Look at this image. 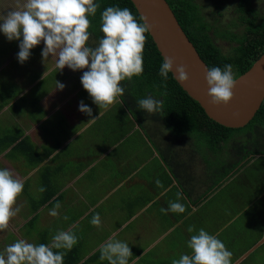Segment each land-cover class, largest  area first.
Listing matches in <instances>:
<instances>
[{"label":"crops","instance_id":"obj_1","mask_svg":"<svg viewBox=\"0 0 264 264\" xmlns=\"http://www.w3.org/2000/svg\"><path fill=\"white\" fill-rule=\"evenodd\" d=\"M90 37L92 36L90 35ZM21 40L9 41L0 32V80L6 82L7 85V87L5 85L0 86V123H3L0 127L6 125L5 128H7L15 124L21 132L14 134V132H7L2 129L3 127L0 128V168H8L16 177L24 181L23 192L14 206L20 208V214L17 213L9 224V226L11 225V235L14 234L13 237L19 239L24 237V240L36 245L41 244L42 239H45L47 244H50L52 237L58 231L73 230L75 225L72 224L62 226L57 230H51V227L55 222L59 224L63 212L76 204L78 200L84 199L85 194L89 193V188L98 191L97 194L100 195L101 202L108 200L110 203H114L115 208L111 209L113 210L111 214L107 212V216L100 214L101 225L96 227L90 221L94 215L92 213L99 205H96V208L87 206L85 199L87 207L84 208L79 218L88 221V225H86L88 234L93 237L95 236L94 232L99 231L101 238L87 255H81L79 245L81 241H78L70 251L66 250L65 255L77 249L78 252L76 251V255H74L76 259L74 264H108L107 260H100L99 247L113 234H115L116 239L127 244L144 240L143 237L145 238L146 234L152 235V237L145 239L151 241L150 247L145 248V253L152 247L162 244L166 236L172 235L176 231L184 234L185 237L187 236L185 239L188 241L190 235L197 234L200 229H204L223 241L225 237L221 236L222 232L241 213H246L250 205L242 206V212L239 214L238 211H235L233 214L228 213V215L222 216L217 223L207 221L210 214L211 198L209 192L221 183V175L213 167L217 174L215 178L217 180L214 183V179L212 185L209 184L213 174L209 171L208 161L212 159L214 154L205 155L195 147V138L188 134H174L164 125L161 127V124L154 122V114H148L134 107L132 102L126 98L123 100L118 98L117 102L111 105L107 111L116 107L124 115H130L128 117L130 122L125 124L122 120L120 125L106 134L111 126L108 122L104 128L103 138L99 142L93 141L92 136L88 135L89 143L86 142V149H93V154L88 151L84 153L80 150V153L77 149L71 150L68 146L76 142L79 136H86V130L89 129L91 132L93 126L107 112L100 113L94 123H88L90 119L80 122L84 115L79 111L83 101L79 93L83 86L81 82H73V79L81 77L76 76L69 81L72 72L76 74V71H68L67 66H65L62 70L66 75L57 76L55 85L48 88L55 91H43V84L44 82L46 84V79L58 70L55 66V59L51 54L46 60L42 58L41 52L44 43L41 41L39 45L30 50L29 58L20 63L18 52ZM89 47L93 46L89 44ZM28 69H31L32 72L25 71ZM26 73L29 74L30 78L26 77ZM56 82L63 84L64 88L62 90L56 88ZM60 113L64 115L65 123L72 127V130L68 136H63L64 139L61 141L60 136L56 137V144H54V141L52 142L45 137V133L48 131L46 126H49L51 120ZM134 114L137 116L136 118H134ZM44 128L46 132L43 133ZM135 131L140 132V138L136 139L135 142L133 141V146L130 140V155L128 157L114 156V162H116L114 171L105 169L107 172L99 178L97 186L94 183L81 181L75 187L76 183L80 179H84L86 174L95 173L98 166L96 165L97 160L107 154L111 155L123 143L124 139H130ZM165 131H168L170 136L165 134ZM148 136L155 139L154 142L157 147L154 144L151 145ZM184 136L191 142L185 143L179 140L178 137ZM243 141L241 140V142ZM134 145L138 148L135 149ZM110 155L107 156V160ZM236 156L234 152L231 158H235L237 161ZM261 156L262 154H258L253 157L259 159ZM217 158L219 161L222 159L229 161L230 159L227 153L226 155L219 153ZM232 159L228 163L232 162ZM118 162L120 163L117 164ZM36 166L39 167L36 168ZM41 166L43 173L40 174L39 178H41V184L45 188L42 194L43 197L47 196L48 200L45 201L42 197L37 204L28 199V194ZM66 166L69 171H63ZM59 178H63L61 183H54L55 179L58 180ZM156 181H160L163 186H157ZM33 187H36V184ZM69 189H71L70 193H68ZM177 192L182 193V197L178 201ZM253 197L256 205L254 217L257 228L252 231L251 242L245 245V248L242 252L240 251L232 264H244L256 251L264 248V192L256 193ZM128 199L130 202L125 205L123 202ZM170 201L182 203L185 206V212L162 213L160 209H167ZM57 202L61 205L58 209V215L52 219H47L49 215L45 211H50ZM251 206L254 207V204ZM39 209L40 211H38ZM38 214H41L40 219ZM114 217H116L115 221L112 220ZM38 219L41 224H34ZM195 219L204 225L189 233L187 229L189 226H194ZM163 220L168 224L166 228L161 227L164 224ZM32 221H34L33 225L30 224ZM137 222L135 227L128 230L123 237H119L125 233L126 228ZM29 225H32V228L36 227L34 233L25 232L26 234L23 235L22 231L25 226ZM230 241V237L225 241L227 247H230ZM174 243L173 241L167 243V254L158 255V257L171 259L163 261L162 258H158L162 260L158 264H171L173 259H179L181 255H190V249L184 252L182 248L180 251V249L178 250L180 245ZM143 252L144 250L139 249L137 253L132 254L129 258V264H135L142 258L145 254H142Z\"/></svg>","mask_w":264,"mask_h":264},{"label":"clouds","instance_id":"obj_2","mask_svg":"<svg viewBox=\"0 0 264 264\" xmlns=\"http://www.w3.org/2000/svg\"><path fill=\"white\" fill-rule=\"evenodd\" d=\"M98 8L99 4L94 0H0V32L9 41L21 40L22 36L18 52L20 63L26 61L30 50L43 41L41 56L46 60L51 54L57 69L62 70L65 66L73 71L88 68L80 80L83 89L99 109L108 110L118 97L124 95L121 82L142 75L146 33L151 31V26L144 16L137 20L128 8L109 6L100 17L102 38L98 46L89 47V17L94 16ZM173 65L171 57L164 58L159 68V76L163 80L168 79ZM232 69L231 64L206 69L210 104L226 106L233 99L237 79ZM175 72V79L187 82L188 75L183 65L176 67ZM56 88L62 90L64 85L56 82ZM160 95L167 93L161 92ZM137 106L148 114H158L163 111L164 101L149 95L138 100ZM79 111L92 115V109L83 102ZM97 119H90L88 123ZM156 183L163 186L160 181ZM23 189L22 179L8 168H0V231L7 230L12 218L20 211L14 206ZM38 191L43 193L45 188L40 187ZM176 195L178 201L182 193L177 192ZM60 206L59 202L55 203L49 215L56 217ZM185 210L182 203L171 201L167 209H160L162 213H184ZM90 223L96 227L101 225L98 213L92 216ZM187 231L192 233L194 226H189ZM77 242L78 237L71 230L58 231L50 244L36 245L20 239L0 253V264H63L66 250L70 251ZM187 248L191 254L181 255L171 264H232L231 251L217 236L204 229L191 235ZM99 252L100 260H107L108 264H129L132 256L128 244L116 239L115 234L100 245Z\"/></svg>","mask_w":264,"mask_h":264},{"label":"rangeland","instance_id":"obj_3","mask_svg":"<svg viewBox=\"0 0 264 264\" xmlns=\"http://www.w3.org/2000/svg\"><path fill=\"white\" fill-rule=\"evenodd\" d=\"M194 2L198 4L199 7L201 8L200 12L202 16L204 17V19L209 24H213L217 30H220L225 25L233 21L236 22L235 20L236 17L232 13L234 7L231 6L230 0H194ZM216 5H218L219 7L216 8L215 7ZM253 8L257 10L259 14L264 16V0H253ZM100 27L101 25L95 24L96 32H98V35H97L98 38L89 37V40L87 41V46H89V44H91V46L93 47L98 46L97 43H99V40L102 38V35H103L100 32ZM231 33L236 36L233 40L231 39L224 40L221 38L216 39V43L218 44V46L221 47L223 50L225 49L226 53L229 52V50L232 47L236 46V38L238 37L240 38L243 35L244 33L243 26L238 23L237 28L235 27L231 31ZM66 69L68 71L71 70L68 67H66ZM25 71L32 72L31 69H28ZM85 71H88V68L78 69L76 70V74L72 72V74L69 77V81L71 78L76 77V76L82 77L83 72ZM59 75L65 76L66 73L63 70H59V69L53 72L51 76H49L46 79L47 85L43 81L44 82L43 91H47V92L55 91V90L48 89V88L55 85V81L57 80L56 77ZM26 77L30 78L28 73H26ZM80 80L81 78L73 79V82H80ZM136 80H138V77L134 76L130 81L125 80L121 82V84L124 85L123 87L125 89V92L128 94V96H130L127 99L132 100V104L134 107L138 108L137 101L149 95H151L155 99H158L156 98L158 89L155 88V84L152 81L149 80V84L144 83L143 86H139ZM5 83L0 80V86L3 87L5 85L7 87ZM140 91L143 93H140ZM79 95L83 98V101H82L83 104L92 109V115L88 116L87 114L83 113L84 115H83L82 120H80V122L87 120V119L96 118L100 113L107 112L103 117H101L99 122L93 126V129L91 132L89 129L86 130L85 131L87 134L86 136L84 137L79 136L76 142H73V144L68 146L73 151L77 149L79 152L81 150L84 153L85 151H88L93 154L94 153L92 151L93 149L91 148L86 149V142L89 143L88 135L92 136L93 141L99 142L102 140L101 138H103V134L105 133L104 128L106 124L108 125V122H110L109 125L111 126L106 131V134L111 129H115L118 125H120L122 123V120L125 124L130 122V118H128L130 115L129 114L124 115L120 110L116 109V107H112L110 111L99 109L98 106L92 102L91 97L83 88L80 91ZM160 99L163 100V98H160ZM20 109L22 110L21 107ZM63 117L64 115H61V113L57 114V116H55L51 120L50 125L46 126L48 131L47 133H45V137L51 140L52 142L54 141L53 142L54 144H56L55 142L56 137L60 136V141H61L64 139L63 136H66V135L68 136L72 130V127L68 126L65 123L64 121L65 118L63 119ZM136 117L137 116L134 114V118ZM163 119H167V118L163 117ZM162 124L164 125V127H168V125L164 124V122ZM1 125H3V123H0V126ZM163 125H161V127H163ZM2 127L0 128L6 130L7 132H14V134L21 133L19 128L15 124L13 126H8L7 128H5L6 125ZM249 128L251 127H247V128L243 127L240 130L233 132L234 137L242 140L241 138H243L244 134L247 132H250ZM44 132H46L45 128L43 129V133ZM145 133L146 135H148L146 131ZM165 134H168V131H165ZM262 135L264 136L263 130H262ZM168 136L170 135L168 134ZM138 138H140V132L135 131V134L130 139H127V138L124 139L123 143L116 150H114V152H112L111 155L107 154L105 156H102L99 160H97L96 165L98 166L95 170V173L88 174V175L86 174L84 179H80V181L76 183L75 187L81 181L82 182L87 181L90 183H94L95 186H97V182L99 178L102 177V175L107 172L105 171V169L114 171V168H116V164H115L116 162H114V156L120 157V158L128 157L130 155L129 154L130 140L133 146V141L135 142V140ZM178 138H180L179 140L185 143L191 142L187 138H185V136L178 137ZM195 138L197 139V137ZM148 139L150 140L151 145L154 144L157 147L156 143L154 142L155 139H153L152 136H148ZM196 139H195V145H196L195 147L199 151H201L205 155L208 153L214 154V156H212V159L208 161L209 171L212 172L213 174L209 184L212 185V182L216 178V175H217L216 172H218L221 175L220 177L221 183L219 184V186L212 188L211 189L212 193L209 192L210 198H211L210 207H209L210 214L207 218V221L217 223L222 218V216L228 215V213L233 214L235 211H238V214H239L242 212V206L250 205L249 210L246 213H241L238 216V218L233 223H231L229 227L226 230H224L221 234L223 238L225 237L223 241L221 240L224 244L227 243L225 241H227V239L230 237V240H231L229 242L231 243L230 247H227L226 244L225 245H226V248L229 251H231L232 253L231 259L233 261L239 255L240 251L242 252L243 248H245V245H248L251 242V238L253 237L252 231L257 228V225H255L256 219L254 217L255 212H256V209H255L256 205H255V198L253 196L256 193L264 192V157L261 156L258 159L257 157L248 156V152H247V153H243L240 156H236L238 160L235 161V158L233 159L231 158V156L234 153V148L230 147L231 141H229L227 144H219L218 146H211V145H207V143L202 139L200 140L197 139V141ZM135 145H134V148L135 149L138 148V146H135ZM131 148L133 149V147ZM219 153H222L224 155H226L227 153L230 158L229 161L232 159V162L228 163L229 162L228 160H223V159L219 161V158H217L219 156ZM108 155H110V158H108L107 160L106 158ZM105 159H106V162H104ZM119 163L120 162H118L117 164ZM39 166H36V168ZM213 167L216 168V172L214 171ZM76 170L78 169L76 168ZM63 171H69L68 167L66 166ZM38 173L39 174H37V177L35 179V182L37 183L31 181L33 182V184H31V188L28 194V199L32 202L34 201V203H37V204L40 201V198L43 197V194L38 191L40 187H43L41 184V178H39L40 174L43 173L42 166L40 167ZM62 180L63 178H59L58 180L55 179L54 183H61ZM216 180L217 179L214 180V183ZM34 184H36V187H33ZM88 191L89 193L85 194V197L83 200H78L76 204H74L72 207H69L65 212H63L62 217H60L61 219H60L59 224L55 222L53 226L51 227V230H57L58 228L62 226H69L71 224L75 225L74 229L73 230L71 229V231H73L75 235L78 237V241H81L79 243L81 255L89 254L93 250L92 248L97 245V243L100 241V238H101L99 236L101 232L99 231L94 232L95 236L93 237L90 234H88L89 231H87L88 228L86 227V225H88V221L80 220L79 216L83 213L84 208L87 206H93V208H96V205L97 206L99 205L97 209L95 210V212L92 213V215L98 213L99 215L104 214V216H107V212L108 214H111L113 212V210L111 209L115 208L114 203H110L108 200L105 202H101V197L99 194H97L98 191L96 189L90 190L88 188ZM70 192H71V189L68 190V193ZM85 199L87 202V206L85 205ZM127 202L129 203L130 200L129 199L125 200L123 203L126 205ZM252 204H254V207L251 206ZM38 211H40V209ZM212 211H214V214H212ZM45 213L49 215L48 210H46ZM18 214L20 213L18 212ZM38 216L40 219L41 214H38ZM65 216L68 217L67 220L64 219ZM52 217L53 216L49 215L47 219H52ZM116 217H114L112 220L115 221ZM39 219L35 223H34L35 221L34 220L32 222V225L33 223L34 224L37 223V225H40L41 223ZM163 223L164 224H162L161 227L164 226V228H166L168 224L166 223L165 220H163ZM137 224L138 222L131 224L128 228H126L125 233L121 234L119 237H123L128 232V230L135 227ZM32 225L25 226L24 230L22 231V234L25 235L26 233H30V232L31 234L34 233V230L36 227L34 226L32 228ZM203 225L200 223V221L195 219L194 220V231H196L197 228ZM10 226L8 227L7 230L0 231V253H2L8 245L13 244L17 240H20L17 237H13L14 234L13 236L11 235ZM17 236H18V233H17ZM150 237H152V235L146 234L145 238L143 237L144 240H139L131 244L129 243L128 246L131 249V253L132 254L137 253L138 250L141 249V250H144V252L142 253L144 254L145 248L147 247L149 248L150 247L149 243L151 242L145 239H148ZM190 237L191 235L189 236V238ZM185 238H187V236L185 237L184 234L177 232V231L172 235L170 234L166 236L162 244H160L159 246L152 247L135 264H158V262L161 260L158 258H162L163 261L171 259V258L166 259L164 257H158L159 254L168 253V250H166L168 249L167 243H171V241H173V243L176 242L174 244L178 243V245H180V247H178V250L180 249L181 251V249L183 248L182 251L185 252L186 250H188L187 240ZM22 239H25V238L23 237ZM244 264H264V248H261L258 252L256 251L254 255H251Z\"/></svg>","mask_w":264,"mask_h":264},{"label":"trees","instance_id":"obj_4","mask_svg":"<svg viewBox=\"0 0 264 264\" xmlns=\"http://www.w3.org/2000/svg\"><path fill=\"white\" fill-rule=\"evenodd\" d=\"M230 1L231 6L234 7L233 12L236 13V22L232 20L233 22L217 30L213 24H209L204 19L200 12L201 8L194 0H166L184 33L206 66L208 68H223L224 65L231 64L233 75L237 78L245 73L264 51V16L253 8L251 0ZM94 2L99 4L96 14L89 17L91 21L89 32L94 38H98L95 24L101 25V13L109 6L128 8L139 20V15L130 0H94ZM215 7L219 6L216 5ZM238 23L243 26L244 33L240 38H236V46L226 53L225 49L223 50L218 46L216 39L233 40L236 36L231 31L235 27L237 28ZM146 37L143 73L138 76L136 82L139 86H143L144 83L149 84V80L152 81L155 88L158 89L156 98H163V111L154 114V122L161 125L164 122L174 134H188L192 138L197 137L198 140H204L207 145L211 146L227 144L231 141L230 147L234 148L237 156L248 152V156L262 154L264 157V138L253 137V134L264 131V101L253 119L244 127L251 128H249L250 132L245 133L241 138L244 140L241 142L233 135V132L240 129L225 128L213 122L205 115L199 104L180 88L170 73L166 81L159 76V68L163 60L148 33H146ZM121 86L124 85L121 84ZM161 92H166L167 95L161 96ZM140 93L143 92L140 91ZM128 97L130 96L124 92L120 98L123 100ZM129 101L132 102L130 99ZM163 117L167 119H163ZM43 198L45 201L48 200L47 196ZM42 243L47 244L45 239H42ZM76 251L77 249L65 255L63 264H74Z\"/></svg>","mask_w":264,"mask_h":264},{"label":"water","instance_id":"obj_5","mask_svg":"<svg viewBox=\"0 0 264 264\" xmlns=\"http://www.w3.org/2000/svg\"><path fill=\"white\" fill-rule=\"evenodd\" d=\"M139 17L144 16L151 26L148 33L162 60H174L170 72L180 88L203 109L213 122L229 129L245 127L255 116L264 101V51L251 67L236 79L233 99L228 105H212L207 96L205 81L208 67L198 55L166 0H130ZM183 65L188 75L185 83L179 82L175 68Z\"/></svg>","mask_w":264,"mask_h":264},{"label":"flooded vegetation","instance_id":"obj_6","mask_svg":"<svg viewBox=\"0 0 264 264\" xmlns=\"http://www.w3.org/2000/svg\"><path fill=\"white\" fill-rule=\"evenodd\" d=\"M251 2L253 3V0H251ZM232 13H233V15H235L236 16V13H234L233 11H232ZM253 137L255 138H261V137H263L264 138V136L262 135V133L261 132H258V134H253Z\"/></svg>","mask_w":264,"mask_h":264}]
</instances>
